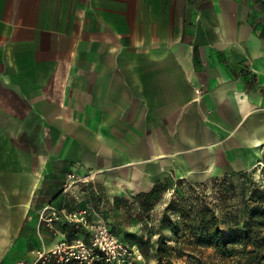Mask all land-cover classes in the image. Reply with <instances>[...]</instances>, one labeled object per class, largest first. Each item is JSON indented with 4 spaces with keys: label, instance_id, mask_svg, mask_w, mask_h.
<instances>
[{
    "label": "crops",
    "instance_id": "1",
    "mask_svg": "<svg viewBox=\"0 0 264 264\" xmlns=\"http://www.w3.org/2000/svg\"><path fill=\"white\" fill-rule=\"evenodd\" d=\"M263 158L264 0H0V264L76 165L138 196Z\"/></svg>",
    "mask_w": 264,
    "mask_h": 264
},
{
    "label": "rangeland",
    "instance_id": "2",
    "mask_svg": "<svg viewBox=\"0 0 264 264\" xmlns=\"http://www.w3.org/2000/svg\"><path fill=\"white\" fill-rule=\"evenodd\" d=\"M66 182L61 203L47 211L60 218L55 230L44 223L53 244L28 264H257L264 256V222L245 228L264 201V158L249 172L207 183L165 180L151 196H111L96 182L98 195L81 187L65 193ZM222 240L231 241L234 257L221 255ZM62 243L63 257L51 255Z\"/></svg>",
    "mask_w": 264,
    "mask_h": 264
},
{
    "label": "built area",
    "instance_id": "3",
    "mask_svg": "<svg viewBox=\"0 0 264 264\" xmlns=\"http://www.w3.org/2000/svg\"><path fill=\"white\" fill-rule=\"evenodd\" d=\"M85 188L86 190L91 191L93 194L98 195L99 191L96 188V183L94 180V175L86 172L82 166L76 165L70 174L67 177V182L65 185V193L70 192L73 188ZM49 208H46L43 212L40 213V221L45 223L52 230L54 229L55 221H58L60 218L57 215L47 214ZM65 249V243H62L61 246L53 250L51 255L56 257H63L62 251ZM40 258H44L45 255L39 254ZM47 259V258H46ZM20 264H28V262L23 261Z\"/></svg>",
    "mask_w": 264,
    "mask_h": 264
},
{
    "label": "trees",
    "instance_id": "4",
    "mask_svg": "<svg viewBox=\"0 0 264 264\" xmlns=\"http://www.w3.org/2000/svg\"><path fill=\"white\" fill-rule=\"evenodd\" d=\"M202 1L203 0H190L192 5H198ZM238 175H240V174H238ZM156 189H157V186L155 187V189L151 193H149L150 196L154 194ZM252 211L253 212L251 213V216L248 218V222L246 223V226H245L246 229L252 226V225L249 224V222H251V221H257V219H259V221H261V222L263 221L264 222V201H263L262 205L258 206L257 208H255ZM247 238H248V235L245 234L244 235V239H247ZM258 243H259V245H258L259 250L260 251H264V238H262V240L260 242H258ZM230 244H231L230 240H222L217 245V247L220 249L221 255L224 258H231V257H234L235 254H236L235 249L234 248H230V246H229ZM244 246L246 247V242H245ZM255 261H256V259H250V260H248L247 264H256ZM263 262H264V256L259 260V262L257 264H263Z\"/></svg>",
    "mask_w": 264,
    "mask_h": 264
}]
</instances>
